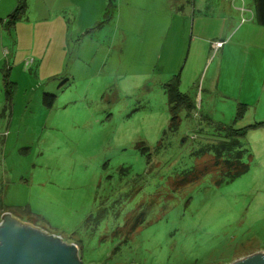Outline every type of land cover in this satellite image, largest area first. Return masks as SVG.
<instances>
[{"label": "rangeland", "instance_id": "1", "mask_svg": "<svg viewBox=\"0 0 264 264\" xmlns=\"http://www.w3.org/2000/svg\"><path fill=\"white\" fill-rule=\"evenodd\" d=\"M167 1L160 32L158 5L111 0L85 18L70 11L67 28L37 27L26 42L37 55L6 47L0 227L11 215L75 246L83 264L264 255V120L211 92L207 58L194 57L200 31L183 19L190 0ZM235 9L248 21L242 1ZM175 79L178 101L167 91ZM229 127L246 131L236 150L220 133Z\"/></svg>", "mask_w": 264, "mask_h": 264}, {"label": "crops", "instance_id": "2", "mask_svg": "<svg viewBox=\"0 0 264 264\" xmlns=\"http://www.w3.org/2000/svg\"><path fill=\"white\" fill-rule=\"evenodd\" d=\"M110 1L0 0V65L7 53L6 47L12 49L14 57H20L25 52L34 55L40 52L38 46L26 45L36 35L37 27L56 24L67 28L66 20L69 19L70 11L74 15L73 10H77L76 19L80 11L82 18H85L91 8L107 10ZM150 1L152 7L158 5V10L161 11L158 16L161 18L156 22L160 26V29H156L160 32L163 29L162 12L168 10H163L160 6L167 7L168 1ZM241 1L248 9L246 13L249 14L244 15L248 21L243 20L241 12L235 9ZM21 4H25L28 14L11 29L8 23ZM189 4L192 12L184 15L183 19L191 20L193 30L196 25L200 31L197 36L205 39H196L199 43L194 47V57L199 62L207 58L202 67L205 68L203 74L210 75L211 92L218 93L217 98L229 102V105L249 106L247 117L256 116L264 120V25L258 20L255 0H190ZM211 9L213 14H209ZM206 11L208 15L205 14ZM197 13L200 15L197 16ZM136 17L138 18V14H133L127 22L135 25V22H139ZM201 18L217 22L218 33L209 34L207 29H210V25L206 22V26ZM219 43L223 44L220 49L217 47ZM157 58L161 57L158 55Z\"/></svg>", "mask_w": 264, "mask_h": 264}, {"label": "water", "instance_id": "3", "mask_svg": "<svg viewBox=\"0 0 264 264\" xmlns=\"http://www.w3.org/2000/svg\"><path fill=\"white\" fill-rule=\"evenodd\" d=\"M4 220L0 227V264H83L75 246L23 227L11 215ZM237 264H264V255Z\"/></svg>", "mask_w": 264, "mask_h": 264}, {"label": "trees", "instance_id": "4", "mask_svg": "<svg viewBox=\"0 0 264 264\" xmlns=\"http://www.w3.org/2000/svg\"><path fill=\"white\" fill-rule=\"evenodd\" d=\"M255 5L258 14V20L262 25H264V0H255ZM24 13H26V7L25 4H21L17 9V11L14 13V15L10 18L8 25L11 29L14 27V25H16L19 22V20L23 18L22 16L24 15ZM167 91L177 101L185 98V95H181L179 92V83L177 79L172 81V85L167 86ZM47 97L49 96H46V98ZM262 126H264V123L258 124L256 128ZM245 132H246L245 129L237 130L234 127L220 129V133L225 135L227 139L231 142V145L228 146V149L231 150H236L239 147L237 146V142H238L237 138L241 139L242 136H245ZM226 147L227 146H223L224 150Z\"/></svg>", "mask_w": 264, "mask_h": 264}, {"label": "built area", "instance_id": "5", "mask_svg": "<svg viewBox=\"0 0 264 264\" xmlns=\"http://www.w3.org/2000/svg\"><path fill=\"white\" fill-rule=\"evenodd\" d=\"M243 12H245V10L243 9ZM217 47L220 49V48H222L223 47V44L222 43H219L218 45H217Z\"/></svg>", "mask_w": 264, "mask_h": 264}]
</instances>
